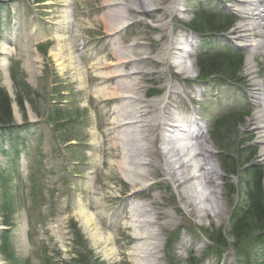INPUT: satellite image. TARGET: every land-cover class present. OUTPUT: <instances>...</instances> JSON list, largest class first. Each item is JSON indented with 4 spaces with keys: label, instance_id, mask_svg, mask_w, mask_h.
<instances>
[{
    "label": "rangeland",
    "instance_id": "1",
    "mask_svg": "<svg viewBox=\"0 0 264 264\" xmlns=\"http://www.w3.org/2000/svg\"><path fill=\"white\" fill-rule=\"evenodd\" d=\"M233 3L160 0L144 5L145 14L129 12L126 27L109 36L101 0H0V45L4 42L9 50L0 53V87L23 136L19 153L9 151L7 143L6 150L0 144V226L4 227L0 264L141 263L132 239L138 206L148 210L143 220L154 221L148 228L156 233L150 239L154 248L145 257L152 264H187L192 257L197 264H245L244 251L264 260L262 231H252L239 250L230 234L234 213L246 203L251 175L240 167L227 177L222 157L240 164L253 155V164L262 170L264 194V162L248 122L255 110L252 84L264 86V58L255 53L253 75L244 68L251 49L234 40L238 11ZM168 5L170 14L154 9ZM198 5L232 15L233 26L226 32H207L205 37L195 34L188 24ZM160 18L167 24L164 29L158 28ZM182 35L193 43L185 47L191 70L173 63L179 52L174 47L168 51L170 62L157 63L165 41L181 40ZM136 41L139 57H150L137 65L144 74L137 75L136 95L152 109L151 99L170 93L169 108L182 112L181 116L193 113L214 146L221 171L219 213L208 208V215L199 216L184 199L182 187L164 171L158 152L165 130L153 132L154 140L148 143L156 156H151L137 154L134 136L115 127L123 103L109 97L121 87L107 77L121 65L109 67L104 62H118L113 49L124 50ZM201 46L244 53L238 79L213 74L202 80L195 56ZM132 69L127 66L124 71ZM229 111L240 119L220 141L216 121ZM150 159L155 167L140 163ZM84 213L94 223L86 226ZM219 232L226 245L209 241Z\"/></svg>",
    "mask_w": 264,
    "mask_h": 264
},
{
    "label": "bare ground",
    "instance_id": "2",
    "mask_svg": "<svg viewBox=\"0 0 264 264\" xmlns=\"http://www.w3.org/2000/svg\"><path fill=\"white\" fill-rule=\"evenodd\" d=\"M158 1L160 0H101L103 4L102 17L107 29L105 34L111 36L121 32L126 27L125 19L129 12L141 11L145 14L144 5H154ZM233 2L238 11V22H235L236 25L232 32L233 37L237 44L250 47L251 55L246 57L244 68L250 75H253L254 66H252V63L255 59V53L264 58V0H233ZM245 6H248V8H245ZM171 7L169 5L165 8L156 6L154 9L170 14L172 12ZM163 19L157 20L161 21L158 25L160 29H164L167 26ZM249 37L255 38L256 41L247 44ZM165 42L166 44L160 49L159 54L155 58L156 62L167 61L168 51L174 47L179 52H175L176 56L173 63L182 70L190 71L191 61L187 58L188 49L185 47H188V43L190 42L191 44L192 40L183 36L181 40L177 37H170ZM139 44L140 42L136 41L126 46L124 50L113 49V55L117 57L118 62L110 63V65L104 62L109 67L121 65L120 68L116 67V70H113L112 74L107 77V79H114L116 86L121 87V89L116 87L109 97L113 102L120 100L123 103L117 110L118 119L114 123L116 124L115 127L120 132H130L128 137L134 136V142L138 141L136 145L137 154L151 156H156V152L148 143L154 140L155 135L151 138L153 132H156V129L165 130L160 135L163 149L158 152L164 159V171L177 182L178 186L182 187L184 199L189 205L194 206L195 211L199 212V216L208 215V208L214 214L219 213L221 211L218 198L221 171L215 158L214 146L206 135L203 124L198 122L193 113L181 116L182 112L170 109L168 106L170 93L160 98L151 99L149 104L153 107L152 109L149 108L148 104L144 103L140 96L136 95V90L139 87L137 75L144 74L137 65L144 59H150V57H139L138 52L135 51ZM0 46L1 54L6 55L9 53L4 42ZM3 62L2 65L4 67ZM127 66L134 69L126 72L124 68ZM4 77L6 82H8L6 72ZM262 91L264 93L262 83L254 82L252 84L251 96L254 99L255 110L251 117L248 118V122L255 135L256 144L259 146L258 155L264 162V97L261 95ZM135 134H138L137 137ZM140 163H145L152 167L156 165L152 159L146 162L140 161ZM131 171L135 172L133 169ZM194 199L195 202L193 201ZM147 214V209H143L140 206L134 208V216H136L138 223L135 226V233L132 239L136 241L134 249L137 255L142 257V260L140 261L141 263L133 264H152L145 257L150 254V249L154 248V246L150 248L152 245L150 239L156 233L148 229L154 221H146L141 218ZM82 216L85 225L88 226L92 222L91 215L84 213ZM2 228L4 229L3 226H0V229ZM141 253H144V255H141Z\"/></svg>",
    "mask_w": 264,
    "mask_h": 264
},
{
    "label": "trees",
    "instance_id": "3",
    "mask_svg": "<svg viewBox=\"0 0 264 264\" xmlns=\"http://www.w3.org/2000/svg\"><path fill=\"white\" fill-rule=\"evenodd\" d=\"M233 23L234 18L232 15L224 12L214 13V11L198 5L193 11V18L188 27L199 32H226L232 27ZM195 56L198 74L202 79L209 75L217 74L226 80L235 81L239 77L244 60V53L231 50L230 48L221 51L214 48L200 47L197 49ZM51 113L53 112L51 111ZM236 116V114L229 111L216 121L215 132H217L216 135L220 141H223L227 133L237 126V121L235 120L239 117ZM19 128L12 118L10 100L6 92L0 87V131L3 132V137L0 135V143L6 140L11 150L21 145L23 136H20ZM253 157V155L248 156L240 164L232 157H222L223 169L227 177L236 173V170L240 167L248 169V174L251 175V186L247 189L246 203L234 213L231 224L230 234L233 238V246L237 245L235 247L237 250H239V244L249 239L251 234L254 233L252 231L259 230L264 233V194L261 188L262 170L256 164H253ZM217 236L216 240L209 238V241L216 243L218 240L217 243L219 244L226 243L220 232L217 233ZM171 242L172 240L169 241L170 244ZM79 255L82 256V253ZM243 255L246 256L245 264H264L262 258H252L250 251H244ZM194 260L192 257L187 264H196ZM82 261L84 260L80 257L78 262L82 263Z\"/></svg>",
    "mask_w": 264,
    "mask_h": 264
}]
</instances>
